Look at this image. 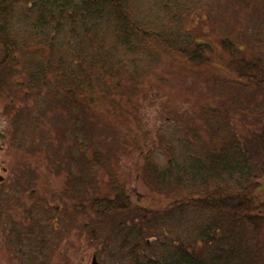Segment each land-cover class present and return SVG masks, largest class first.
<instances>
[{
    "label": "trees",
    "instance_id": "1",
    "mask_svg": "<svg viewBox=\"0 0 264 264\" xmlns=\"http://www.w3.org/2000/svg\"><path fill=\"white\" fill-rule=\"evenodd\" d=\"M130 1L0 0V89L12 85L8 81L11 74L5 72V68L15 61L14 45L9 44L5 34L20 5H26L28 11L35 10L32 20L24 17L31 32L56 30L63 35L66 48L71 50L68 56H76L74 71L69 66L72 62L65 59L60 50H54L53 56L47 58L33 77L43 75L35 81L44 84L45 74L57 73L54 84L63 95V123L66 125L80 122V98L85 94L96 90L119 93L120 82H131L135 86L143 78L144 71L137 68L129 73L121 59L111 60V53H100L98 48L99 52L95 50L91 56L88 51L93 49L95 42L102 48L113 34L115 45L124 46L136 57L145 55L142 60L150 61V64L159 58L180 55L192 64L204 65L208 63L206 52L213 50V42L193 44L190 41L177 46L174 38L179 36L183 21L198 13L199 7L201 18H213L216 6L237 11L242 16L238 24L246 23L248 29L233 27L230 20L215 27L218 45L230 58L227 68L236 75L220 80L218 87L221 91L235 89L238 92L228 99L222 96L219 99L230 100L235 114L225 104L203 107L200 116L204 138L200 140L197 134L182 142L183 150L168 157L164 168H158L141 154L143 169L139 170H144V178L138 172L136 181H146L154 194L169 201L161 211L132 205L127 189L111 173V160L105 166L103 164V154L107 153L94 149L92 160L87 162L79 156L74 140H59L58 148L61 149L62 143L68 148L70 166L66 173L67 180H71V190H68L74 196L88 197L86 187H91L92 192L97 190L99 169L109 173L110 195L91 197V205L85 209H90L93 215V222L88 223L93 231V243L98 244L101 240L107 247L116 236H122L119 248L123 253L112 256H120L119 264H264V245L261 243L264 198L258 197L264 191L260 184L264 178V104L251 109H240L237 105L247 90L264 88V0H160L157 16L161 29L145 27L136 16L132 18L128 13ZM103 24L108 26L102 31L98 28ZM122 67L127 76L119 75ZM108 95L110 105L118 107L114 98L119 96ZM234 115L239 121L233 120ZM56 168L65 170L59 164ZM40 201L30 208L31 224L36 228L42 215L34 210L40 208ZM74 209L77 212L84 207L74 206ZM191 214L197 216L196 220H189ZM45 217L47 249L53 247L54 235L51 233L52 217L48 214ZM104 230L109 233L102 237ZM38 232L30 241V248L36 250L40 248ZM149 240L160 241L162 249L153 251L147 243Z\"/></svg>",
    "mask_w": 264,
    "mask_h": 264
},
{
    "label": "rangeland",
    "instance_id": "2",
    "mask_svg": "<svg viewBox=\"0 0 264 264\" xmlns=\"http://www.w3.org/2000/svg\"><path fill=\"white\" fill-rule=\"evenodd\" d=\"M160 5V0H131L128 13L132 18L136 16L145 27H159L157 10ZM26 7L20 5L16 8L5 34L10 40L9 44L14 45L12 54L15 61L5 68V72L11 74L8 81H11L13 86L0 89V176L5 181L2 189L7 194H12L9 200L29 203L30 208L34 206V202L40 200L52 207L66 201L72 212L67 215L66 224L58 225V232L63 233L66 227L76 228L70 236H66L67 242L77 248L76 255L72 253L71 256L76 260V264H91L92 253L96 255L98 264H119L120 256H112L123 253L119 248L122 236H116L107 247H104L101 240V245L91 244L89 235L93 231L89 224L93 222V215L90 209H85L91 205V197L94 199L110 195V175L99 169L96 191L92 192L91 187H86L84 190L89 192L88 197L72 195L69 191L71 180H67L66 173L70 166L68 148L62 143L59 149V140H74L79 149V156H83L87 162L92 160L94 149L107 153L103 154V164L105 166V163L111 160V173L117 176L116 179L127 189L132 205L137 204L150 211H161L169 201L154 194L146 181H136L138 172L141 178H144V170H139L143 169L140 164L141 154L158 168H164L168 157H174L183 150L182 142L193 139L197 134L200 140L204 138L200 116L203 107L215 108L225 104V107H230L234 113L230 100L219 99L220 96L228 99L238 92L235 89L221 91L218 87L220 80L236 75L227 68L230 58L218 45L215 27L227 20L232 21L233 27L244 26L248 29L247 24L240 26L238 21L241 22L242 16L225 6H216L213 18H201L199 7L198 13L183 21L179 36L174 38L177 46H182L183 42L188 44L190 41L193 44L201 41L207 43L209 40L213 42V50L206 52L208 63L198 66L180 55H172L169 59L159 58L150 64V61L142 60L145 55L136 57L135 54L127 52L124 46L115 45L113 34L101 45L102 48L95 42L93 49L88 51L91 56L95 50L99 52V49L100 53H111V60L115 62L121 59L129 73L135 72L137 68L144 71L143 78L140 84L135 86L131 82L122 81L119 93L108 92L119 96L114 98L118 104L115 108L110 105L106 92L96 90L92 94H85L80 98V122L66 125L63 123V95H60L58 87L54 84L57 73L51 71L45 74L42 79L44 84L35 81L43 75L35 79L33 77L55 51L60 50L64 58L72 62H69L70 68H74L76 56H68V51L71 50L66 48L63 35L56 30L31 32L24 17L32 20L36 13L33 12L35 10L28 11ZM106 26L108 24L100 25L98 29L106 30ZM119 75H126L123 67ZM261 103L264 104V88L259 87L247 90L246 96L241 97L237 105L240 109H251ZM233 120L239 121L236 115ZM190 132L193 135H190ZM168 144H171L170 149ZM57 164L64 166L65 170L57 169ZM260 184L264 186V178ZM71 195L74 196L73 199ZM258 197L262 200L264 191H261ZM74 206H83L84 209L75 212ZM44 210L48 211L41 208L34 212L42 213V219ZM196 217L191 214L189 220H196ZM41 219L39 222H42ZM85 225L86 228L82 230ZM37 230L35 225L31 224L30 218L29 235H33ZM108 233L109 230H104L102 237ZM60 238L58 235V241ZM147 243L153 251L162 249L160 241L155 243L149 240ZM261 243L264 245V236ZM6 259V256H0V264H6Z\"/></svg>",
    "mask_w": 264,
    "mask_h": 264
},
{
    "label": "flooded vegetation",
    "instance_id": "3",
    "mask_svg": "<svg viewBox=\"0 0 264 264\" xmlns=\"http://www.w3.org/2000/svg\"><path fill=\"white\" fill-rule=\"evenodd\" d=\"M4 184V178L0 176V256L7 257L6 264H76V260L71 256L72 253L76 255L77 248L71 242L68 243V237H66L70 236L72 230L74 231L76 228L74 226L66 227L63 233L58 232V225L61 223L66 224L67 215L72 212L71 208L67 207V202H59L56 207L50 206L53 213L50 216L53 224L51 227V233L54 235L53 247L45 248L47 235L45 216L47 213L45 214L44 210V218L42 217V222L37 228L39 230L38 246L40 248L38 250L32 249L30 248V241L32 237L37 236V233L29 235V203L9 200V196L12 194H7L5 190L3 191ZM83 228H86V225L82 227V230ZM92 234L93 232L89 235L91 244H93ZM58 235L61 236L59 241ZM94 256L96 257L92 253V258Z\"/></svg>",
    "mask_w": 264,
    "mask_h": 264
},
{
    "label": "water",
    "instance_id": "4",
    "mask_svg": "<svg viewBox=\"0 0 264 264\" xmlns=\"http://www.w3.org/2000/svg\"><path fill=\"white\" fill-rule=\"evenodd\" d=\"M91 264H97V261H96V258L95 257L92 259V263Z\"/></svg>",
    "mask_w": 264,
    "mask_h": 264
}]
</instances>
